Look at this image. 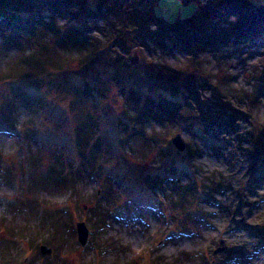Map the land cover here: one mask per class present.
Here are the masks:
<instances>
[{
	"label": "rangeland",
	"instance_id": "374dc122",
	"mask_svg": "<svg viewBox=\"0 0 264 264\" xmlns=\"http://www.w3.org/2000/svg\"><path fill=\"white\" fill-rule=\"evenodd\" d=\"M31 3L46 23L37 22L38 50L5 43L14 13L0 10V79H22L0 80V264H264V35L222 62L218 52L182 53L157 33L189 17L193 3L158 0L160 24L142 27L90 0L78 33L67 26L78 7L52 21L43 1ZM24 23L16 37L27 41L36 22ZM95 48L108 50L109 64ZM174 70L198 92L192 110L200 112L199 96L216 125L203 132L148 118L143 132L138 122L125 127L137 110L153 113L157 93L178 99L150 77ZM233 113L234 129L224 124ZM177 135L184 152L171 144ZM158 147L188 156L192 171L182 163V174L167 171ZM80 222L89 230L84 247Z\"/></svg>",
	"mask_w": 264,
	"mask_h": 264
},
{
	"label": "trees",
	"instance_id": "16d2710c",
	"mask_svg": "<svg viewBox=\"0 0 264 264\" xmlns=\"http://www.w3.org/2000/svg\"><path fill=\"white\" fill-rule=\"evenodd\" d=\"M1 5L0 10L4 9L5 12H12L9 18L14 22L15 30L7 35V27L4 29V36L10 40L5 41V43L11 42L16 46L20 44L29 43V45L42 43L40 38V33L38 23H45L43 20H35V15L32 14L34 9L30 6L33 0H6V5H4V0H0ZM43 1L41 7L46 13L47 17H50L53 21L56 16L62 14L63 7L72 8L78 7V14L72 20L67 22V26L71 25L72 31L79 32V26L87 27V17L89 13H92L90 8V0H34ZM183 3H193L196 5L195 11L187 18L178 19L174 22H166V25L160 24L157 18L154 16V8L158 2L154 0H105L106 6L111 7V9H116L118 15L122 18L127 16L131 18L132 22H136L142 27H145L148 23L152 22L155 26L160 24L157 33L162 37V41H166V36L172 37L173 44L176 45L178 51L182 53H187L190 55L204 54L206 52H218L222 57L221 61H225L230 57H240L242 51L246 48L254 46V42L264 35V4L256 0H181ZM3 2V4H2ZM4 15L1 13L0 16ZM7 16V15H6ZM31 19V20H30ZM24 21L36 22V25H29L27 32L32 33V37L23 40L19 37L18 33L20 28L24 26ZM41 21V22H40ZM38 22V23H37ZM46 24V23H45ZM74 25L78 26L77 30H74ZM66 26V27H67ZM0 28L2 24L0 21ZM2 30V29H1ZM82 35V33H79ZM83 36V35H82ZM3 41V42H4ZM25 41V42H24ZM39 43V44H40ZM38 44V45H39ZM26 45V44H25ZM121 45V44H119ZM94 51H99V55L103 54L104 61L109 64L111 57L107 54V49L105 51H100L95 48ZM1 53V50H0ZM102 56V57H103ZM30 61H34L37 58L26 57ZM119 62L111 63L110 65H118ZM199 73V72H197ZM32 74L25 75L23 79L30 77ZM186 74H180L178 71H172L170 77L166 75H160L157 72L150 73L151 84L154 89L166 91L173 97H178L176 101H167L165 97L157 93L156 96L158 101L155 102V108L153 113H149L148 116H142L143 113L137 110L133 117H127L128 123L126 122L125 127L129 125H135L138 122L141 125V131L145 129L146 123L149 120L155 121L157 124H165L168 122H176L180 124L181 129L189 130L193 127L194 130L198 129L203 132H207L209 124L216 125L217 121L215 118L211 117L210 114L205 115L202 111L203 101L197 96L198 105H200V112L192 110L190 106V100L192 94L198 93L194 87L186 83ZM163 76L162 79L160 77ZM10 78V79H8ZM1 78V82L22 80L20 78ZM131 80V76H128ZM157 78V84L153 81ZM134 81V79L132 78ZM132 81V82H133ZM35 82L37 86H40L38 81L31 80ZM205 87H200V90H204ZM189 114V115H188ZM235 113L228 115L227 120H225V126L234 129L235 123ZM190 116V117H189ZM149 118V120H148ZM92 127L97 124L92 121ZM77 139V152L81 155L85 151L82 145L81 137L79 138L78 133H74ZM96 145L102 141V138L96 136ZM156 142V136L153 137ZM166 142L168 144L169 137H166ZM110 141V140H109ZM108 148L110 146H107ZM88 151V150H87ZM157 151L160 152L164 159H167V153L163 152L159 147ZM170 153V151H169ZM170 162L167 167V171L176 174L177 176L182 174L180 169V164H185L189 171H192V166L186 162L188 156L184 154H179L176 152L170 153ZM171 170V171H170ZM191 177V174H190ZM179 184L181 181L178 182Z\"/></svg>",
	"mask_w": 264,
	"mask_h": 264
},
{
	"label": "water",
	"instance_id": "95a60500",
	"mask_svg": "<svg viewBox=\"0 0 264 264\" xmlns=\"http://www.w3.org/2000/svg\"><path fill=\"white\" fill-rule=\"evenodd\" d=\"M173 146L180 152L185 150V144L180 135H177L172 140ZM78 240L82 246H85L88 240L89 231L84 223L77 224ZM42 255H49L51 253L46 247L41 248Z\"/></svg>",
	"mask_w": 264,
	"mask_h": 264
}]
</instances>
